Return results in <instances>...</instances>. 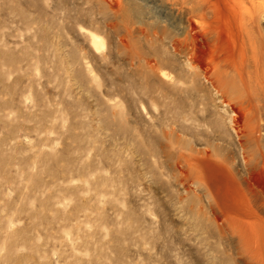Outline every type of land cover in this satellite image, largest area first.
Listing matches in <instances>:
<instances>
[{
	"label": "rangeland",
	"instance_id": "rangeland-1",
	"mask_svg": "<svg viewBox=\"0 0 264 264\" xmlns=\"http://www.w3.org/2000/svg\"><path fill=\"white\" fill-rule=\"evenodd\" d=\"M262 170L264 0H0V264H264Z\"/></svg>",
	"mask_w": 264,
	"mask_h": 264
},
{
	"label": "bare ground",
	"instance_id": "bare-ground-1",
	"mask_svg": "<svg viewBox=\"0 0 264 264\" xmlns=\"http://www.w3.org/2000/svg\"><path fill=\"white\" fill-rule=\"evenodd\" d=\"M90 41H91V44H92L95 48H97L98 46H101V45H102L101 40H100L99 38L93 36L92 34H91V40H90ZM255 181H256V182H262V181H264V171H263V170L260 171V172L258 173V175H256V177H255Z\"/></svg>",
	"mask_w": 264,
	"mask_h": 264
}]
</instances>
